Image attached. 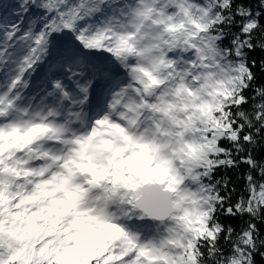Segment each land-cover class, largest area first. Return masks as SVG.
<instances>
[{
    "label": "snow or ice",
    "instance_id": "1",
    "mask_svg": "<svg viewBox=\"0 0 264 264\" xmlns=\"http://www.w3.org/2000/svg\"><path fill=\"white\" fill-rule=\"evenodd\" d=\"M0 264H264V0H0Z\"/></svg>",
    "mask_w": 264,
    "mask_h": 264
},
{
    "label": "trees",
    "instance_id": "2",
    "mask_svg": "<svg viewBox=\"0 0 264 264\" xmlns=\"http://www.w3.org/2000/svg\"><path fill=\"white\" fill-rule=\"evenodd\" d=\"M255 55H256L257 57H259L260 54H259V53H256Z\"/></svg>",
    "mask_w": 264,
    "mask_h": 264
}]
</instances>
